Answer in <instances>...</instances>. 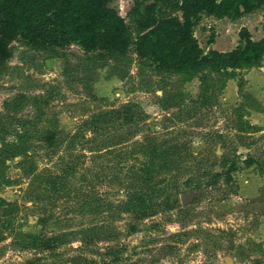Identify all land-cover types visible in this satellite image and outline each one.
<instances>
[{
	"label": "rangeland",
	"instance_id": "rangeland-1",
	"mask_svg": "<svg viewBox=\"0 0 264 264\" xmlns=\"http://www.w3.org/2000/svg\"><path fill=\"white\" fill-rule=\"evenodd\" d=\"M180 4L111 0L129 26L124 55L12 42L0 64V154H9L0 155V264H264V56L223 75L212 64L160 71L135 41L149 17L182 19ZM263 14L202 16V55L232 51L243 28L263 39ZM129 106L142 112L139 124L126 122ZM95 118L109 122L97 132ZM184 133L189 152L167 169L146 168L156 143ZM233 149L229 183L184 186L197 164L220 171ZM140 177L166 178L168 191L180 185L179 202L162 196L145 215L120 212Z\"/></svg>",
	"mask_w": 264,
	"mask_h": 264
},
{
	"label": "trees",
	"instance_id": "trees-1",
	"mask_svg": "<svg viewBox=\"0 0 264 264\" xmlns=\"http://www.w3.org/2000/svg\"><path fill=\"white\" fill-rule=\"evenodd\" d=\"M110 2L111 0H0V64L10 59L11 44L18 38L39 47L53 48L76 44L86 53L109 51L120 55L126 54L131 46L129 26L119 11L110 6ZM174 8L182 12V19L165 17L158 20L149 17L141 23L142 32L135 41L136 53L141 58L150 60L160 71H175L185 66L212 64L217 67L219 74L223 75L222 73L231 67L253 66L264 56V38L260 41L253 40L247 28L239 32L240 40L235 49L223 53L212 51L211 57L202 55L195 36V28L202 16L239 20L259 10L264 12V0H182V4L175 5ZM151 9H154V6ZM123 113L126 115L127 123L139 124L143 119L142 112L132 106L124 109ZM105 121L109 122L95 118L90 124L98 132L103 127L100 124H107ZM217 137L219 140L224 138L221 135ZM57 138V132L49 131L46 137L48 147L54 148ZM76 138L77 136H74L73 139ZM156 144L158 145L152 155L150 154L151 158L146 166L150 170L157 167L158 170L167 169L163 162L180 157L183 150L190 151V143L185 133L166 138ZM160 145L165 148L162 149ZM222 147L227 148L228 145L223 144ZM236 153L237 151L233 149L222 154L220 171L215 168L203 172L201 164H197L195 170H190L191 177L184 186L200 190L203 186H219L222 181L229 183L233 173L239 168L238 161L232 157ZM0 155L9 156L8 153ZM245 163L248 167L255 164L251 158ZM184 174L185 172L179 174L177 181H181V175ZM139 180L141 187L128 193L127 200L121 202V207L118 206L120 212H136L142 216L146 212H151L147 209L155 206L156 201L159 202L162 196H165L169 205L178 203L183 193L178 184L174 190L168 191L169 188L165 185L166 178L140 177ZM148 188L151 192H148Z\"/></svg>",
	"mask_w": 264,
	"mask_h": 264
},
{
	"label": "water",
	"instance_id": "water-1",
	"mask_svg": "<svg viewBox=\"0 0 264 264\" xmlns=\"http://www.w3.org/2000/svg\"><path fill=\"white\" fill-rule=\"evenodd\" d=\"M186 198H187L186 196L181 197L182 203H186Z\"/></svg>",
	"mask_w": 264,
	"mask_h": 264
}]
</instances>
